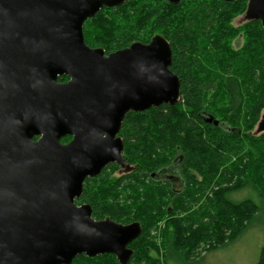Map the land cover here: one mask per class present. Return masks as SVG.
Listing matches in <instances>:
<instances>
[{"label":"trees","instance_id":"obj_1","mask_svg":"<svg viewBox=\"0 0 264 264\" xmlns=\"http://www.w3.org/2000/svg\"><path fill=\"white\" fill-rule=\"evenodd\" d=\"M247 3L129 0L83 24L86 46L105 55L160 35L171 49L169 70L180 82L176 105L124 117L118 137L129 170L108 164L84 180L75 200L90 207L94 220L140 225L141 235L128 245V264H193L264 215V131H256L264 113V28L257 20L233 25ZM173 165L183 183L179 192L152 177ZM241 192H247L243 199H232ZM71 264L119 263L105 254L79 255ZM257 264H264V247Z\"/></svg>","mask_w":264,"mask_h":264},{"label":"water","instance_id":"obj_2","mask_svg":"<svg viewBox=\"0 0 264 264\" xmlns=\"http://www.w3.org/2000/svg\"><path fill=\"white\" fill-rule=\"evenodd\" d=\"M128 1L0 0V264L131 258L138 223L94 220L75 204L108 164L129 170L118 137L126 114L180 99L160 35L108 55L84 43L85 21ZM245 20L264 28V0H248Z\"/></svg>","mask_w":264,"mask_h":264},{"label":"rangeland","instance_id":"obj_3","mask_svg":"<svg viewBox=\"0 0 264 264\" xmlns=\"http://www.w3.org/2000/svg\"><path fill=\"white\" fill-rule=\"evenodd\" d=\"M245 14L238 16L234 21V26H240L245 21ZM241 39H236L233 46L238 48L241 46ZM257 128V127H256ZM257 131V129H256ZM264 131L260 127L258 130ZM247 192H241L232 196L233 200L243 199ZM255 200V199H254ZM256 201V200H255ZM160 227V226H159ZM155 237L158 248L161 250V236L159 231L152 234ZM264 247V215L258 214L254 222L248 227L234 242L221 248L215 252L206 254L202 259L193 264H257L260 252ZM175 260H173L174 262ZM171 264H178L176 262Z\"/></svg>","mask_w":264,"mask_h":264},{"label":"flooded vegetation","instance_id":"obj_4","mask_svg":"<svg viewBox=\"0 0 264 264\" xmlns=\"http://www.w3.org/2000/svg\"><path fill=\"white\" fill-rule=\"evenodd\" d=\"M243 17H245V15ZM62 83H64V82H62ZM177 175H178L177 166L173 165L169 169H165V170L159 172L156 176H152V177L155 180L169 181L172 184L173 191L179 192L182 190L183 183H181V180Z\"/></svg>","mask_w":264,"mask_h":264}]
</instances>
